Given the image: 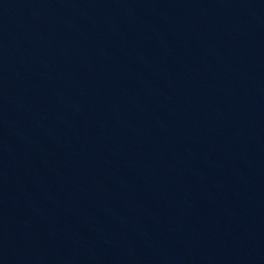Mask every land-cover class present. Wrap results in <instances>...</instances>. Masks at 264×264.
<instances>
[{
  "label": "water",
  "instance_id": "obj_1",
  "mask_svg": "<svg viewBox=\"0 0 264 264\" xmlns=\"http://www.w3.org/2000/svg\"><path fill=\"white\" fill-rule=\"evenodd\" d=\"M0 264H264V0H0Z\"/></svg>",
  "mask_w": 264,
  "mask_h": 264
}]
</instances>
